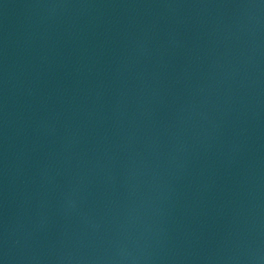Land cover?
<instances>
[{"label":"water","instance_id":"water-1","mask_svg":"<svg viewBox=\"0 0 264 264\" xmlns=\"http://www.w3.org/2000/svg\"><path fill=\"white\" fill-rule=\"evenodd\" d=\"M0 264H264V0H0Z\"/></svg>","mask_w":264,"mask_h":264}]
</instances>
